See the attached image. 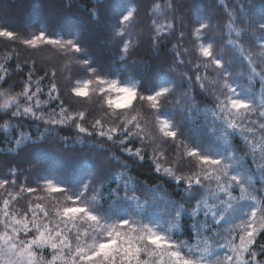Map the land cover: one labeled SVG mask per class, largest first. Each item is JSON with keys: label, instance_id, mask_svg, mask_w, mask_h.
<instances>
[{"label": "snow or ice", "instance_id": "6c2138e0", "mask_svg": "<svg viewBox=\"0 0 264 264\" xmlns=\"http://www.w3.org/2000/svg\"><path fill=\"white\" fill-rule=\"evenodd\" d=\"M219 5L223 22L190 21L191 48L183 0H88L86 23L67 32L52 26L53 3L33 5L27 35L0 19V39L28 53L0 58V154L59 144L92 161L83 176L58 171L34 186L7 166L0 264H264V0ZM146 161L159 183L131 174L130 162Z\"/></svg>", "mask_w": 264, "mask_h": 264}, {"label": "trees", "instance_id": "16d2710c", "mask_svg": "<svg viewBox=\"0 0 264 264\" xmlns=\"http://www.w3.org/2000/svg\"><path fill=\"white\" fill-rule=\"evenodd\" d=\"M26 1V0H25ZM226 3H228L230 6L233 2V0H225ZM253 4L259 5L260 0H252ZM45 3H53L54 8L53 11H59L60 16H69L71 18L72 24L79 26L82 23H86V14L84 12L85 7L88 4V0H80V3H76L72 6L71 13L68 11L69 9L64 7V5L67 3V0H47ZM139 3L141 6H146L148 3H150V0H139ZM183 3L186 5L185 7V15L186 20L184 23L183 31L185 33L184 36V45L191 48L193 46L192 38L189 36L190 31L192 30L193 24L190 21L195 20L196 15L204 14L205 12H208L214 16L216 20H219L223 22L226 19V13L224 12L223 8L219 5V0H183ZM198 5L199 10L193 11L192 6ZM11 7L15 4H11ZM21 5V3H19ZM15 10L13 15H3L5 20L7 21H14L15 14L18 13L19 8L16 6L13 7ZM75 9V10H74ZM259 12V9L257 8V13ZM141 16L143 17V12L141 13ZM7 21V22H8ZM7 24V23H6ZM71 24V25H72ZM141 28L144 30L145 36L147 35V21L141 24ZM140 30V29H138ZM179 25H177L176 28V34L169 39L171 40V43H168L166 47L161 49L160 56L161 59L166 58V56L169 54V49H171V44L176 43V39L179 35L180 31ZM1 42V41H0ZM222 38L218 35L217 36V43H221ZM145 47H147V44L145 43ZM6 52H9L7 47L5 46L4 42H1L0 45V58H3L4 54ZM109 59V63H111L112 57L115 55V52L112 51L110 53L106 54ZM23 62L24 60H20ZM188 68H191L192 65H187ZM157 70H166V65L163 68L158 67ZM21 79L19 76L16 77V80ZM12 83H15L13 81ZM242 83L246 84V81H242ZM260 85L257 82L254 85V91L255 93L259 92ZM20 89L17 87L15 88V91H19ZM194 94L197 95V99H201L203 97V94L200 93L198 86H194ZM72 130L69 128H66L63 130L62 135L65 133H69ZM196 135L195 133L193 134ZM7 143L6 137L3 135V133H0V147H5ZM87 152V149H85V152L80 151H67L65 152L63 148L59 144H52L50 146L43 147L39 149L36 152H32L30 150H25L22 152L17 153H2L0 154V176H3L7 173V166L11 164L12 166L19 165V170L22 173L18 177V183L23 182L25 177H27L28 183L35 185L36 179L39 175H47L49 173H55V172H66L70 173L76 176H83L86 174V171L89 167L92 166L91 158L88 157L85 158V153ZM36 159L43 160L45 162V165L47 167L46 172H39L37 171L36 167L33 164V161ZM132 163L131 167V174L136 177L139 180L142 181H148L149 183H159L160 178L152 171L151 166L149 162H144L143 164H140L138 162H130ZM166 189L168 190L171 198L177 199L178 197L173 195L174 193L182 191V189H177L174 185H171V182H169L167 185H165ZM25 203L24 200H21V204L23 205ZM191 224L192 220L190 217L185 215L182 227H183V237L182 238H188L189 234L191 232Z\"/></svg>", "mask_w": 264, "mask_h": 264}, {"label": "rangeland", "instance_id": "374dc122", "mask_svg": "<svg viewBox=\"0 0 264 264\" xmlns=\"http://www.w3.org/2000/svg\"><path fill=\"white\" fill-rule=\"evenodd\" d=\"M47 0H0V19H2V21L4 23H7V25H9L14 31L21 33L22 35H27L28 34V30L31 29V31H35L37 26H33L30 25L28 22V16H29V12L32 9L34 4H40V3H45ZM11 4H15L14 6L11 7ZM19 3H21V5H19ZM17 7L19 8V11L17 14H15V19L14 21H6L3 15H13L14 13V9L13 7ZM75 10V9H74ZM71 13V10H68ZM63 17V16H62ZM62 17L60 19H54L52 20V26L54 28V30L59 31V32H67L71 30L72 26H76L74 24L69 25L66 24L64 22V20L62 19ZM1 42H4L5 46L7 47L8 51H10V47L12 49H15L18 53H19V59L20 60H24L26 58V56L28 55V53L25 51L23 46H18L15 44L9 45V42L3 41L2 39H0ZM0 42V45H1ZM48 53H42L41 56L39 57L40 62L43 63H48ZM58 79L59 76H58ZM60 88L62 92L66 91L65 88V84L63 82L62 79H60ZM259 94H260V88H259V92L256 93L257 96V101H259ZM257 179V183H259V175L256 176Z\"/></svg>", "mask_w": 264, "mask_h": 264}]
</instances>
